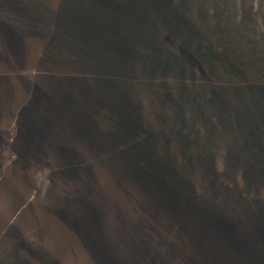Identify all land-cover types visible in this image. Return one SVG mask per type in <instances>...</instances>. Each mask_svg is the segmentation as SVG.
Here are the masks:
<instances>
[{"label":"rangeland","instance_id":"374dc122","mask_svg":"<svg viewBox=\"0 0 264 264\" xmlns=\"http://www.w3.org/2000/svg\"><path fill=\"white\" fill-rule=\"evenodd\" d=\"M135 2L0 0V264H109L87 245L94 201L124 264H188L163 256L178 242L171 221L156 223L152 197L96 147L125 143L127 114L186 176L194 207L235 221L244 253L230 255L262 264L264 0H157L141 14ZM68 145L76 170L62 164ZM110 208L153 211L140 216L158 252L122 254Z\"/></svg>","mask_w":264,"mask_h":264},{"label":"trees","instance_id":"16d2710c","mask_svg":"<svg viewBox=\"0 0 264 264\" xmlns=\"http://www.w3.org/2000/svg\"><path fill=\"white\" fill-rule=\"evenodd\" d=\"M136 1L138 7H136L135 11L138 14L152 7L153 3H157V0ZM133 2L135 6V0ZM229 65H231L230 62L226 66L231 69ZM125 119V127L122 132L125 143L121 147L109 142L96 145V147L107 149L105 151L109 152L107 158L110 161L113 160L115 165L116 170L113 169L114 172L118 173V176L126 184L134 187L138 195H141V199L145 200L146 198L145 201L147 202L148 199L145 194L151 196L152 206L157 207L158 211L160 210L158 213L159 217H165L167 221H171L172 225L176 226L179 235L177 246L184 249L189 255L188 264H245L240 260L241 258L230 255L244 253V245L237 239L235 221L226 213L220 212L219 209L218 211L215 209V211L203 212L198 210V207H194L192 202L194 200H189V197H191L189 185L187 183L184 184L183 179L179 177L183 174L178 173V175L175 166L172 167L173 164L170 161L158 158L152 148L142 142V136L137 138L138 135H134L133 126L136 120H134L132 115L127 114ZM114 132L116 131L111 133ZM116 133L117 135L119 134V132ZM111 135H109L110 138H116L113 137V134ZM68 146L70 147V152L74 155L68 157L60 156L62 164L64 168L68 167L76 170L80 166V158L77 155V150L71 145ZM112 149H114V155L111 154ZM182 177L186 176L183 175ZM94 202L96 209L100 210L98 213L102 220L96 227L95 236L93 237L89 233V237L93 238H91V241L88 240L87 245L93 255L96 254L101 258H107L109 264H124V259L116 256L114 244L108 242L104 236L103 227H101V225H104L105 219V215L101 210L102 204L97 201ZM81 212L86 211L81 210ZM189 230L195 237L192 238L190 236L191 241L186 240L184 237L185 234L190 232ZM132 251L137 252L140 250L134 245ZM219 252L224 253L223 257L217 255ZM250 262L247 264H250ZM259 262L264 264V259Z\"/></svg>","mask_w":264,"mask_h":264},{"label":"water","instance_id":"95a60500","mask_svg":"<svg viewBox=\"0 0 264 264\" xmlns=\"http://www.w3.org/2000/svg\"><path fill=\"white\" fill-rule=\"evenodd\" d=\"M145 204H146V201H145ZM110 210H108L107 213H108L109 217L111 218V220L113 221V223H116L115 229L119 230L118 234L116 232V235L118 237H122L121 239L126 241L124 245L119 243V245H122V247H123L122 248V250H123L122 254H124L126 256L129 255V256L144 257V256L155 255L158 252L159 247L152 243L151 238L148 236V234L146 235L144 233L145 226L143 224V221H142V218L140 215L144 214L147 209L144 211V208H143V210H141V212H140L141 213L140 215H135V214H133L134 212L130 213L131 216H128L127 214H125V215H123L124 218L121 217L122 219L119 216V212L115 208L114 209L110 208ZM148 210H150V209L148 208ZM148 210L146 211L147 213H149V212L153 213V211H151V210L148 211ZM156 210H157L156 211L157 212L156 218L158 220V221H156V223L161 224L163 222H166L167 219L165 217L163 218L162 216H160L162 219L159 217L158 213L160 210L158 211V208ZM163 216H164V214H163ZM172 228H174V231L170 230V232L172 231V233L174 234L175 237H177V240H178L179 235H178L177 230H176L177 228H176V226H174ZM80 233H84L85 236L87 237V239L90 238L89 235L83 229H81ZM190 236L192 238H195L193 233H191V231L184 235L186 240L191 241ZM160 238L165 239V237H161V236H160ZM89 241H91V239ZM160 241L163 243L165 240H160ZM114 243H117V241ZM129 243L138 247L140 251H138L137 253L132 252L129 249L130 248ZM167 248H169L167 245H162V250H164L163 256H170L172 254H178V255L183 257L184 254L187 255V253L184 251V249L177 246V243H176V245L171 246V249L170 248L167 249ZM207 253H209V252H207ZM207 253H204V254H207ZM223 254L224 253H222V252L217 253V255H220V256H223ZM96 256L99 257L98 255H96Z\"/></svg>","mask_w":264,"mask_h":264}]
</instances>
